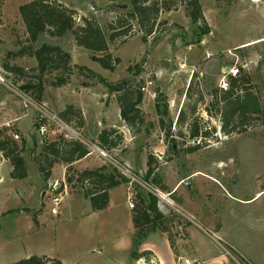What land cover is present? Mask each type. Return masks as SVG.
I'll return each mask as SVG.
<instances>
[{"label": "rangeland", "instance_id": "374dc122", "mask_svg": "<svg viewBox=\"0 0 264 264\" xmlns=\"http://www.w3.org/2000/svg\"><path fill=\"white\" fill-rule=\"evenodd\" d=\"M32 1L0 0V76L5 81L0 83V128L10 130L7 136L13 138V133L20 134L17 142L21 144L26 139L31 149L35 137V154L38 155L44 138L55 141L63 134L60 122L53 120V115L58 117L70 105L82 106L88 131L71 129L69 134L84 142L92 155L80 166H74L75 170L98 166H108L109 171L117 168L134 182L133 186H128L132 195L138 187L157 196L161 209L170 216L175 251L181 247L178 244L180 237L193 220L205 227L220 253L230 257L235 264H264V0H200L211 29V33L203 38L184 6L162 13L156 34L146 42L135 25L129 37L109 46L110 54L121 59L114 72L93 62L92 53L79 47L71 33L62 38L44 34L36 43H30L20 7ZM56 1L78 12L77 25L82 24L81 17L94 18L105 32L108 24L121 12L131 11L130 0ZM46 45L62 48L71 55L72 66H85L111 84L128 78L153 80L150 94H144L147 101L143 102L142 108L147 127L141 130L142 134L129 138L118 151L105 152L106 156H102L101 149L94 143L95 124L105 116L117 120L116 96L98 78L87 72L80 73L77 68L68 76L52 68L40 72L33 52ZM182 63L187 65V70L181 71ZM134 65L130 74L128 68ZM232 72L237 75L233 76ZM65 77L68 79L66 85H52ZM192 77L193 85L186 94ZM231 77L249 79L247 87L258 97L262 109V114L249 116L241 125L240 129L245 130L242 134L224 132L221 106L211 105L210 94L220 90L223 79L224 84L230 83ZM156 92L163 96L160 107L164 110L166 106L168 115L164 119L175 134L181 131L184 137L187 136L185 125L175 126L182 109L188 113V123H198L203 131L210 133L208 139L199 140L204 149L186 153V149L198 144L191 138L177 137L176 143H166V133L159 127L151 99V94L156 98ZM199 98L202 101H198ZM209 107L212 114L207 111ZM193 108L196 113L191 114ZM18 118L24 135L15 123ZM43 120L48 123L49 134L42 135L40 130H35L34 123ZM234 125V122L230 124L229 132L233 131ZM160 153H164L167 160H174L165 162L164 158H159ZM148 155L156 159L157 169L156 176L146 183ZM23 156L28 166V181L11 179L8 164L0 170V177H3L0 183V264H15L31 256L62 258L67 264H109L113 251L120 245H116L114 235L106 232L100 241L94 229L101 218L108 215L112 220L116 215L114 222L119 225L120 237L132 235V215L137 203L135 200L131 211L126 187L120 185L114 190L109 213L94 215L84 190L68 185L67 169L62 176L64 164H57L52 180L45 182L33 160L34 155L26 152ZM181 178H187V183L177 195L169 197L166 192L171 191ZM55 182L59 183V190L65 184L68 187V194L58 207V215L51 214L50 185ZM44 188L48 194L46 199L42 197ZM160 193L167 195L166 201ZM186 196L194 209H189L190 216L172 202L179 203V198ZM19 208L31 212L22 210L2 215L3 211ZM40 213L37 222L35 216ZM222 228L230 237L219 234ZM117 239L120 244H125L124 240ZM122 249L126 250V247ZM126 256V253H120V257L127 258L120 264H155L151 256L141 261L132 258V251Z\"/></svg>", "mask_w": 264, "mask_h": 264}, {"label": "trees", "instance_id": "16d2710c", "mask_svg": "<svg viewBox=\"0 0 264 264\" xmlns=\"http://www.w3.org/2000/svg\"><path fill=\"white\" fill-rule=\"evenodd\" d=\"M130 5L131 11L121 12L114 21L108 24L106 32L94 18L81 17L82 24L77 25L78 12L56 0H34L22 5L20 14L30 43H36L44 34L52 38H62L71 33L79 47L92 53L91 59L93 62L98 63L104 70L111 72L117 69L121 59L114 58L110 54V44L129 37L135 25L139 27L140 33H142V40L146 42L148 38L156 34L161 14L176 10L179 6L185 7L187 16L198 29L201 38L211 33V29L205 20L200 0H130ZM97 54H102L103 56L99 57ZM33 55L38 62L40 72H45L47 69L52 68L61 71L62 75L68 76L73 69L77 68L80 73L87 72L91 77L98 78L99 82L116 96L121 120L126 124L131 134L136 136L144 127H147L142 110L144 94L141 92V88L144 84L143 80L128 78L111 84L85 66H72L71 55L60 47L46 45L40 50L33 52ZM133 67L135 65L128 68L130 74L134 71ZM193 79L192 77L189 82L186 94L189 93L193 85ZM67 83L68 79L65 77L52 83V85L61 87ZM247 83H250L248 78L231 77L230 88L227 91L220 88V90H214L210 94L213 99L211 105L221 106L219 111H221V116L223 117L222 129L228 134L234 132L237 134L244 133L245 130L240 129V127L245 124L248 117L262 114L258 97L250 91ZM155 94L154 108L158 116L159 127L162 132L166 133L165 140L168 145L176 143L177 137L183 138L185 135L181 131L175 134L172 126H167L164 117L168 115V110H166V106L164 110H161L160 107V100L163 96L160 92ZM198 101H202V98H199ZM207 111L212 114L210 107L207 108ZM190 113H196V108L191 109ZM187 115L186 110L182 109L179 112L175 126L185 125L187 127V136L184 138H191L198 142V144L186 149V153L191 154L205 148L199 140L208 139L210 133L206 130V132L203 131L198 123H188ZM58 118L77 131H81L85 124L82 111L73 105L66 107ZM233 122L236 125L233 126V131L229 132L228 127ZM45 124L46 120H43L42 123H35V130L38 131ZM9 131L8 128H0V163L2 159L11 163L13 169L10 177L13 180H24L28 177V166L23 156L26 152H29L31 156L34 155L32 156L33 160L45 182L50 180L53 169L57 164H64L67 166L68 171L66 180L68 185L72 187L80 186L84 190V197L90 200L95 212L104 211L108 207L110 190L120 185L132 183L131 179L117 168H112L111 171H109L108 166L85 169L83 171L75 170L73 168L74 164L91 153L88 146L82 141L73 138L68 139L63 135L59 136L55 141H49L44 138L41 151L36 155L37 144L35 137L33 138L34 147L31 149L28 147L26 139H23L21 144H19L16 140L7 136ZM123 144V134L118 129L111 128L103 130L98 135L96 145L101 150L109 153L119 149ZM173 160L174 158L169 160L165 158V162ZM156 163L154 156L149 155L146 183L150 181V178L156 176ZM134 192L133 199L134 201L136 200L137 205L132 215L135 230L132 257L136 260L145 259L147 256L153 257L150 251L139 253L138 248L143 242L147 241L150 235L157 231L167 233L171 247L175 249L170 233V216L168 212L161 209L159 198L143 188L137 187ZM18 211L10 210L3 216ZM26 211L30 212L28 209ZM15 264H62V262L47 256H31Z\"/></svg>", "mask_w": 264, "mask_h": 264}, {"label": "crops", "instance_id": "0c3cea01", "mask_svg": "<svg viewBox=\"0 0 264 264\" xmlns=\"http://www.w3.org/2000/svg\"><path fill=\"white\" fill-rule=\"evenodd\" d=\"M125 6H127L126 8H128V5H124V7ZM151 99H152L153 107H154L155 106V96H152V94H151ZM146 101L147 100H144L143 102L145 103ZM78 107L81 108L83 111V117H84V121H85L83 129L88 131V123H87L85 109L82 106H78ZM142 110H143V108H142ZM154 111H155V108H154ZM155 114H156V112H155ZM15 123L18 124L17 126H18V129L20 130V126H19L20 118L16 119ZM7 125H8V123H7ZM111 128L118 129L123 134V136H124L123 146L126 145L129 138L134 139V138L139 137L142 134V132L136 136H133L131 134V132L127 128L126 124L121 120L119 106L117 107V120L116 121L109 120L105 116V118H103L102 120H99L95 124L94 132H95L96 137L94 138V141H95L94 143L97 144V137L103 130H106V129L108 130ZM20 132L24 135V133L21 130H20ZM113 151H118V149L113 150ZM91 155L92 154L90 153L84 159L76 162L74 164V166L75 167H76V165L80 166L81 163L86 161L89 157H91ZM160 155H161L160 157L158 156L159 158H164V159L166 158V156L164 157V155H165L164 153H160ZM0 157H1V154H0ZM148 158H149V155L147 156L146 162H148ZM5 164L10 165V167H11L10 173H11L13 167H12L11 163L7 160L1 161L0 170L3 167V165H5ZM146 165H147V163H146ZM99 167H102V166H98L97 168H99ZM55 169H56V167H54L53 172ZM66 169H67V166L64 165L62 167V176L63 177L65 176ZM63 173H64V175H63ZM53 176L54 175L51 176L50 180H52ZM28 180H29V171H28V177L26 179L20 180V181H28ZM187 180H188L187 178L186 179L185 178L179 179L177 181L176 185L171 189V191L166 192V194H168V196L171 198L173 196L177 195L178 191H180L183 188V186L187 183ZM2 181H3V177H0V183ZM121 186L126 187V190H128V195H129L128 185H121ZM121 186H119V187H121ZM119 187H117V188H119ZM115 189L116 188L109 191V205L104 211L95 212L92 208L94 215H103L104 213H109L112 210V203H113L112 202V194H113ZM176 190H177V192H175ZM42 197L44 199H46L48 197V194H47V191L45 190V188L42 192ZM179 199H180L179 203L174 201V200H172V202H174L175 205H177V207L182 212H184L186 215L190 216L191 212L189 211V209L194 211V209L190 206L191 200L188 198V196H186V198H179ZM44 205L47 206L45 204V202H44ZM15 210L22 211V210H26V208L25 209L19 208V209H15ZM28 210L31 212L30 209H28ZM8 211L9 210L3 211L2 215L7 213ZM131 211H132V209H131ZM30 212H28V213H30ZM41 213L38 216L37 215L35 216V219L37 222H38V218L41 216ZM116 214H117V212H116ZM115 216L112 218V220H111V217H109L108 215L104 219L100 217L102 221H99L97 224L98 226H96L94 229V230H97V235H98V238L100 239V241L103 240L102 235L104 234V232H106V233H109L110 235H114L116 237L114 239H116V241H117L116 245L117 244L120 245L118 247V249L113 251V255L111 257L112 260H110L109 264H120V263H122L124 257H120V253L122 255L124 253H126L128 256V253L130 251H132V253H133V250H134V238H135L134 227H133V232H132L131 236L129 234H127V236L124 235L125 237L124 236L120 237V233L118 234L119 225H118V223L114 222ZM96 219H99V216H96ZM190 221H191V224L189 226H187V228H185L184 235H183V237L182 236L180 237V240L178 242V244L181 245V247L178 248L176 251H175V249H173L171 247V243L169 241L168 234L161 232V231H157V232L153 233L152 235H150L149 238L147 239V241L143 242V244L139 247V253H143L145 251H150L153 254L155 264H178L179 262H184L185 264H186V262H189L191 264H235L230 257H228L227 255H223V253H220L218 247L214 244L215 240L208 233H206L205 227L202 224H200L198 222H194L193 220H190ZM219 234L220 235L222 234L225 237H230V235H228V233L223 228L219 231ZM218 237H219L218 239L222 240L221 236H218ZM117 238H119V240H124L125 244H120V242L118 241ZM212 241H214V242H212ZM103 243L106 244V242H103ZM123 245H125V246H123ZM121 246L123 248L126 247V250H123ZM120 247H121V249H119ZM212 248H213V250H212ZM124 259L126 260L127 258H124ZM59 260L62 262V264H67L65 259L61 258ZM141 260L142 259H140V261ZM136 264H139V263H136Z\"/></svg>", "mask_w": 264, "mask_h": 264}, {"label": "built area", "instance_id": "2783aa9c", "mask_svg": "<svg viewBox=\"0 0 264 264\" xmlns=\"http://www.w3.org/2000/svg\"><path fill=\"white\" fill-rule=\"evenodd\" d=\"M180 69H181V71L187 70V65L185 63H182L181 66H180ZM193 69H195V67L192 68L191 71H193ZM232 75L236 76L237 73L236 72H232ZM143 81H144V84H143V86L141 88V92L143 94H150V89H151V87H153L154 81L150 80L149 78H147V79H145ZM224 81H225V79H223L222 82L220 83V88L222 90H224V91H227L229 89V82L227 84H224L223 83ZM4 82L5 81L0 76V83H4ZM152 96H154V95H152ZM52 118H53V120H57L58 119V121L60 122V126L62 128L61 130H63V134L62 135L65 138H68V139L72 138V137H70L69 133L71 132V129L72 130H74V129L72 127L68 126L67 124H65L64 122H62L58 117L53 115ZM34 125H35V123H34ZM47 126H48V123H46L44 126H42L39 129L42 135H45L47 133L49 134V130L47 129L48 128ZM52 133L56 134L57 132L56 131H52ZM58 133H60V130H58ZM20 137H21L20 134L13 133L14 140L18 141V140H20ZM100 151H101V155L102 156H106L105 151H103V150H100ZM132 183H134V182L132 181ZM131 184H129V185H131ZM58 187H59V183L58 182H55L54 184L50 185V190H52L51 191V196H50L51 202H52V205H53V207L51 209V214L52 215H58L59 214L58 207L60 206V204H62V202H64L65 197L68 194V191H67L68 187H67L66 184L64 185V187H61V190H59ZM160 195H161V198L166 201L167 195L164 194L166 197L162 193H160ZM128 197H129V206H130L131 209H134V207H135L134 206V199H133L134 195H132V192L130 191V189H129Z\"/></svg>", "mask_w": 264, "mask_h": 264}, {"label": "bare ground", "instance_id": "6f19581e", "mask_svg": "<svg viewBox=\"0 0 264 264\" xmlns=\"http://www.w3.org/2000/svg\"><path fill=\"white\" fill-rule=\"evenodd\" d=\"M163 194V193H162ZM164 195V194H163ZM165 196V195H164ZM166 197V196H165ZM166 199H167V197H166Z\"/></svg>", "mask_w": 264, "mask_h": 264}, {"label": "water", "instance_id": "95a60500", "mask_svg": "<svg viewBox=\"0 0 264 264\" xmlns=\"http://www.w3.org/2000/svg\"><path fill=\"white\" fill-rule=\"evenodd\" d=\"M127 6H125V8H126Z\"/></svg>", "mask_w": 264, "mask_h": 264}]
</instances>
